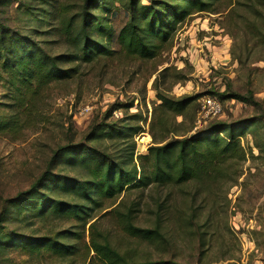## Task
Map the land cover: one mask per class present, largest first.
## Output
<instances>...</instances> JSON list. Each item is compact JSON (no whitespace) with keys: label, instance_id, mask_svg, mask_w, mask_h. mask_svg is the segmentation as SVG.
I'll list each match as a JSON object with an SVG mask.
<instances>
[{"label":"trees","instance_id":"trees-1","mask_svg":"<svg viewBox=\"0 0 264 264\" xmlns=\"http://www.w3.org/2000/svg\"><path fill=\"white\" fill-rule=\"evenodd\" d=\"M220 1L56 0L53 9H44L40 19L48 28L34 30L38 35L56 36L49 41L35 40L0 24V77L8 85L11 100L8 111H0V133L10 135L26 128L41 96L58 84L77 79L82 65L118 55L142 61L156 59L173 46L178 25L194 14L221 12L215 7ZM236 1L228 0L226 6ZM245 4L264 25V0H247ZM109 8L110 14L103 16ZM119 13L122 21L116 29L108 19ZM250 28L254 38L264 44V31L254 25ZM51 43L61 44L63 51L53 52ZM170 70L172 83L183 78V69L167 66L152 82L158 102L153 104L148 125L151 143L147 152H136L135 136L141 126L127 122L139 115L111 119L118 107L108 108L101 118L92 119L79 142L71 139L59 144L31 187L8 201L9 208L0 214V251L46 255L62 262L56 264H179L173 259L142 258L133 248H119L111 242L100 218L111 216L134 240L167 250L170 243L163 228L167 208L161 203L151 211L152 226L134 223L142 209L144 191L190 181L217 182L247 157L240 131L250 132L259 151L264 145V132L259 133L262 125L258 120L250 128L245 121L210 119L198 130L199 96H175L160 86L161 78ZM224 96L257 105L253 92L228 90ZM132 105L131 100L122 107ZM235 174L237 177V169ZM134 191H139L140 198L130 200ZM10 209L13 219L23 220L29 215L31 219L52 218L69 225L43 235L18 233L3 224ZM196 217V213L191 214L192 219Z\"/></svg>","mask_w":264,"mask_h":264},{"label":"rangeland","instance_id":"rangeland-1","mask_svg":"<svg viewBox=\"0 0 264 264\" xmlns=\"http://www.w3.org/2000/svg\"><path fill=\"white\" fill-rule=\"evenodd\" d=\"M227 1L215 4L221 12H203L185 19L178 25L173 46L154 60L118 55L108 61L82 65L77 79L58 84L41 96L26 128L10 135L0 133V214L9 208L11 198L31 187L47 168L59 144L71 139L79 142L92 119L101 118L112 106L118 108L111 119L139 115L127 122L141 126L135 136L136 152L146 153L151 143L148 125L153 104L158 102L152 82L167 66L183 69V78L172 83L171 70L166 72L160 80L162 89H170L175 96H199L200 111L195 122L198 130L210 119L228 123L245 121L250 128L258 120L262 125L259 133L264 132V44L254 38L250 28L254 25L264 31V25L249 11L247 0H238L231 7L226 6ZM55 2L0 0V24L38 41L54 40L55 35H38L34 30L48 28L40 19L43 10H52ZM111 10L102 15L110 14ZM108 20L117 29L122 14L110 16ZM49 47L55 53L64 49L57 43ZM228 90L240 94L253 92L257 105L227 98V95L221 97ZM9 94L8 85L0 77V111H8ZM206 96L219 100L221 111L216 115L206 116L203 112L202 99ZM131 100L130 108L122 107ZM240 134L248 154L236 168L237 177L236 169H231L217 182L190 181L144 191L142 209L134 223L140 227L152 226L151 211L161 203L167 208L163 227L170 243L167 250L134 240L111 216L101 217L100 223L109 232L111 242L121 249L133 248L142 258L148 255L154 259H173L179 264H264V145L259 151L250 132L240 131ZM261 137L260 134L258 138ZM139 196V191H134L130 200ZM7 212L9 216L3 224L18 233L43 235L61 229L60 225H69L52 218L31 219L29 215L23 220L13 219V210ZM192 213L197 214L196 219L191 218ZM56 263L62 262H54L46 255L35 257L17 251H0V264Z\"/></svg>","mask_w":264,"mask_h":264},{"label":"built area","instance_id":"built-area-1","mask_svg":"<svg viewBox=\"0 0 264 264\" xmlns=\"http://www.w3.org/2000/svg\"><path fill=\"white\" fill-rule=\"evenodd\" d=\"M202 109L206 116L216 115L221 111V104L212 96L202 99Z\"/></svg>","mask_w":264,"mask_h":264}]
</instances>
